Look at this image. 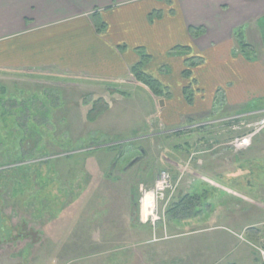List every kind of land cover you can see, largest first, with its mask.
<instances>
[{"label":"rangeland","instance_id":"obj_1","mask_svg":"<svg viewBox=\"0 0 264 264\" xmlns=\"http://www.w3.org/2000/svg\"><path fill=\"white\" fill-rule=\"evenodd\" d=\"M92 20L96 25L99 17ZM247 33L249 48H241L233 33L235 53H244L248 60L249 68L239 70L243 75L248 70L249 84L247 100L241 106H227L230 141L264 131L255 127L264 119V93L256 90L263 88L258 77L264 78V16L251 21ZM200 64L184 78L191 79ZM23 71L0 69V264L229 262L226 256L221 259L225 251L204 250L215 243L229 249L234 236L227 233L236 227L226 219L205 220L211 210L209 184L195 180L199 185L195 192L189 183L194 162L209 154L185 148L187 142L209 135L214 113L226 110L222 89L213 95L211 115H185L169 126L157 116L154 100L131 86L123 87L127 95H122L106 89L108 84ZM185 87L192 95L187 103L192 104L194 91L189 84ZM98 97L108 107L90 122L87 110ZM262 139L259 136L256 142ZM252 158L254 166L264 167V155ZM161 170L178 173L177 188L168 204L161 205L159 220L141 222L139 199ZM186 187L190 193H185ZM182 199V207H192L191 216L177 210L181 219L169 220L168 208ZM216 224L222 227L210 229ZM164 232L188 236L151 242ZM243 239L241 245L255 251L264 264L245 233Z\"/></svg>","mask_w":264,"mask_h":264},{"label":"crops","instance_id":"obj_2","mask_svg":"<svg viewBox=\"0 0 264 264\" xmlns=\"http://www.w3.org/2000/svg\"><path fill=\"white\" fill-rule=\"evenodd\" d=\"M94 14L105 24L100 32L92 20ZM262 16L264 0H0V69L55 73L84 83L108 84L106 89L116 91L131 86L135 93L139 90L154 100L157 116L169 126L185 115H211L213 95L222 89L226 110L214 113L209 121L211 133L185 144L188 151L195 147L198 154H209L206 160L194 162L189 183L195 192L199 188L195 180L209 184L211 210L205 220L226 219L236 227L227 233L234 236L229 249L215 243L204 251H225L221 259H230L226 264H260L258 254L241 241L243 233L252 247L264 241V167L254 166L252 158L264 155V139L256 142L264 131L252 134L248 147L233 149L226 113L248 97V70L243 75L239 69L249 64L244 53H235L233 33L241 29L248 35L249 23ZM191 27H202L204 32L193 37ZM176 46L188 47V52L172 53ZM139 49L150 57L143 71L172 97H156L142 82L131 79L130 69L142 55ZM190 56L204 62L192 71L193 81L182 75ZM258 80L263 88L256 90L263 94L264 78ZM188 84L194 91L192 104L183 96ZM187 188L186 194L190 193ZM221 227L216 224L210 229ZM186 234L164 232L151 242Z\"/></svg>","mask_w":264,"mask_h":264},{"label":"trees","instance_id":"obj_3","mask_svg":"<svg viewBox=\"0 0 264 264\" xmlns=\"http://www.w3.org/2000/svg\"><path fill=\"white\" fill-rule=\"evenodd\" d=\"M93 17L98 18V16L96 14H94ZM95 26H96V30L98 32H100L105 27V24L99 19L98 24H96ZM189 30H190L191 36H193V37H196L199 34L204 32L202 27H191ZM236 35H237L236 36L237 37V39H236L237 44L241 48H249V45L245 41L244 33L241 29L236 30ZM187 48L188 47H184V46H176L173 50H174V52H177V53L188 52ZM139 50H140V52H142V55H141L140 60L136 64H134L130 69L132 76L134 77L135 80L142 82L144 85H146L154 96L164 97V98L167 97L170 94L168 89L166 87H163L162 84L158 80L149 76L148 74H146L143 71V67L150 60V57L146 53H144L141 49H139ZM202 61H203V59L201 57H198V56L187 57L184 61V69L182 71V75L184 77L190 76L191 68L202 63ZM188 88L189 87H184L183 93L185 95L187 102L191 103L192 102V95L188 94ZM118 92H119V94L127 95L126 92H122V91H118ZM101 103H103V104L101 105ZM107 107H108V103L105 99H103L102 97H98L97 99H95V101L92 103L91 107L87 110V114L89 115V117L87 116L88 120L90 122H92L95 119H97V117L100 114H102L106 110ZM183 202H184V200L182 199L178 203H175L174 206L172 205L170 207V209H168L167 212L169 213V211H170V214L172 213L171 217L168 216L169 220H170V218L173 220L181 219L179 216L176 215L177 210H180V212L183 211L187 218L189 216H191V214H189V212H191L192 207H190L189 205H187V206L184 205L182 207ZM195 213H196V211L193 214H195ZM183 219H184V217H183Z\"/></svg>","mask_w":264,"mask_h":264},{"label":"built area","instance_id":"obj_4","mask_svg":"<svg viewBox=\"0 0 264 264\" xmlns=\"http://www.w3.org/2000/svg\"><path fill=\"white\" fill-rule=\"evenodd\" d=\"M257 129H260L264 127V119L261 121H258V123L255 125ZM254 133V132H253ZM250 137L243 136V137H235L230 144L233 145V147L238 150L242 149L244 147H247L249 145ZM179 181V176L174 179L173 174L170 173L167 170H161L156 175V178L154 180V184L152 188L148 191L144 190L142 193V197L139 199V218L141 219V222H147L151 221L154 223L156 220H159V210L161 209V205L168 204V202L171 200L175 193V189L177 188V184ZM147 195H151V202L149 203L147 210L148 213L145 217V221L142 218V206L143 201L146 199ZM260 255L264 258V249L259 247L258 248Z\"/></svg>","mask_w":264,"mask_h":264},{"label":"bare ground","instance_id":"obj_5","mask_svg":"<svg viewBox=\"0 0 264 264\" xmlns=\"http://www.w3.org/2000/svg\"><path fill=\"white\" fill-rule=\"evenodd\" d=\"M151 202V195H147L146 199L143 201V206H142V218L145 221V217L148 213L147 207L149 203Z\"/></svg>","mask_w":264,"mask_h":264}]
</instances>
